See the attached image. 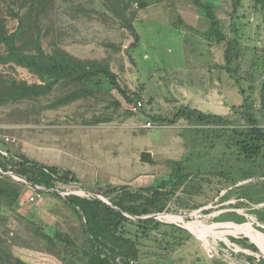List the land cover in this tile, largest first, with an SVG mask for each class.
Listing matches in <instances>:
<instances>
[{
  "label": "rangeland",
  "instance_id": "obj_1",
  "mask_svg": "<svg viewBox=\"0 0 264 264\" xmlns=\"http://www.w3.org/2000/svg\"><path fill=\"white\" fill-rule=\"evenodd\" d=\"M16 31L20 55L66 52L110 76L8 100L19 84L50 81L5 63L0 43L4 148L79 180L31 204L32 184L0 173V264H87L95 249L64 194L114 203L103 193L125 186L165 197L162 212L129 216L124 264H264V139L253 156L241 147L253 143L243 90L264 132V11L253 0H0V35ZM184 108L226 122L163 121Z\"/></svg>",
  "mask_w": 264,
  "mask_h": 264
},
{
  "label": "trees",
  "instance_id": "obj_2",
  "mask_svg": "<svg viewBox=\"0 0 264 264\" xmlns=\"http://www.w3.org/2000/svg\"><path fill=\"white\" fill-rule=\"evenodd\" d=\"M242 0H233L234 7L241 6ZM255 7L264 11V0H253ZM18 31L13 34L0 35V43L4 44L9 50V55L4 59L5 63L14 62L17 65L28 68L30 71L45 79V85L27 83L19 84L17 90L8 93V100L17 101L19 99L36 97L46 87H51L61 80H75L84 83H94L99 74L109 75L105 70L99 69L92 63H85L74 59L66 52H56L45 55L43 52L39 56L20 55L16 51L15 40ZM110 76V75H109ZM254 87H250L253 92ZM244 95L243 108L245 109V118L252 126V144L242 142V149L249 155L253 156L261 151L259 141L264 139V132L257 126V120L254 117V105L252 95L242 91ZM261 100L264 109V81L261 88ZM129 103L132 102L127 98ZM0 102V105H3ZM180 118H184L197 125H220L225 123V119L218 115H206L197 109L184 108L180 110L173 118H164L163 121L174 125ZM19 161L14 162L12 159L0 157V168L4 173L13 171L17 176L22 177L28 183L44 187L49 190H56L59 184L70 185L79 184L78 177L70 170L48 167L37 162H33L25 157H18ZM11 167V169H10ZM114 195L119 198L117 202L111 203L114 207L109 206L102 200L94 197H81L69 195L64 197L66 202L74 207L79 216L85 221V229L90 237L95 253L90 257L87 264H124L120 255L127 256L123 250L132 247L131 240L124 238L125 226L131 223L129 216H147L154 211L162 212L164 209L160 205L165 193L156 191L154 188H145L137 191L125 186L112 188L110 191L103 193V196ZM152 221V220H151ZM142 225V224H141ZM146 225V223H143ZM145 227V226H143ZM148 232V229H145ZM264 261V260H262Z\"/></svg>",
  "mask_w": 264,
  "mask_h": 264
},
{
  "label": "built area",
  "instance_id": "obj_3",
  "mask_svg": "<svg viewBox=\"0 0 264 264\" xmlns=\"http://www.w3.org/2000/svg\"><path fill=\"white\" fill-rule=\"evenodd\" d=\"M142 107H143V101L140 100V101L133 103L130 106V111L133 113H137L138 111L141 110ZM146 127H153V123L151 121H149L146 124ZM6 129H7L6 126L0 125V157L4 158V159H8V160L12 159L14 162H18L19 161L18 156L13 155L9 150L4 148V145H7L8 143L11 142V139L8 136H6L4 133V131ZM10 169H11V167H10ZM0 173L3 175L10 174L12 177H14L18 180H25L22 177L17 176L13 171H9V172L4 173L2 171V169L0 168ZM32 186H33V194L28 198V202L31 204L38 203L43 198L45 193L54 191V190H49V189H46L44 187L37 186V185H32ZM57 192L61 193L59 190ZM69 195H77V194L72 193V192H70V193L68 192V193L64 194V197L69 196ZM77 196H79V195H77ZM87 197L88 198H90V197L98 198L99 196H94L92 194H89Z\"/></svg>",
  "mask_w": 264,
  "mask_h": 264
},
{
  "label": "water",
  "instance_id": "obj_4",
  "mask_svg": "<svg viewBox=\"0 0 264 264\" xmlns=\"http://www.w3.org/2000/svg\"><path fill=\"white\" fill-rule=\"evenodd\" d=\"M153 160V156L150 152H144L142 154V161L145 162V163H151ZM100 200H102L103 202L107 203L109 206L113 207V208H116L114 207L110 202L106 201L105 199L101 198V197H98Z\"/></svg>",
  "mask_w": 264,
  "mask_h": 264
},
{
  "label": "crops",
  "instance_id": "obj_5",
  "mask_svg": "<svg viewBox=\"0 0 264 264\" xmlns=\"http://www.w3.org/2000/svg\"><path fill=\"white\" fill-rule=\"evenodd\" d=\"M26 157H28V156H26ZM29 158V157H28ZM36 162H37V160H36ZM37 163H40V164H43V165H45L46 163L45 162H37ZM47 165V164H46ZM71 171V170H70ZM73 172V171H72ZM74 174H76L75 172H73Z\"/></svg>",
  "mask_w": 264,
  "mask_h": 264
}]
</instances>
